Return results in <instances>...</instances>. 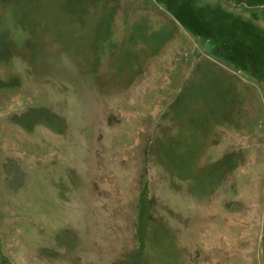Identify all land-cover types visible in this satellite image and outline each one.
I'll use <instances>...</instances> for the list:
<instances>
[{"label":"rangeland","instance_id":"obj_1","mask_svg":"<svg viewBox=\"0 0 264 264\" xmlns=\"http://www.w3.org/2000/svg\"><path fill=\"white\" fill-rule=\"evenodd\" d=\"M0 264H264V0H0Z\"/></svg>","mask_w":264,"mask_h":264}]
</instances>
